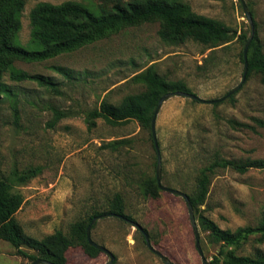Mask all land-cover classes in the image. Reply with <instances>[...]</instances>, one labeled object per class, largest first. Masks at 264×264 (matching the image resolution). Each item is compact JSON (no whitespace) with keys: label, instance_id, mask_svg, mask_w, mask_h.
<instances>
[{"label":"rangeland","instance_id":"rangeland-1","mask_svg":"<svg viewBox=\"0 0 264 264\" xmlns=\"http://www.w3.org/2000/svg\"><path fill=\"white\" fill-rule=\"evenodd\" d=\"M90 0H28L20 15L19 46H31L29 12L38 3L58 5ZM202 16L228 26L236 37L214 51L194 43L169 44L158 36V23L122 28L76 51L43 62L15 61L13 69L48 78L53 85L16 82L9 73L3 83L9 95L0 96V179H9L12 192L22 197L14 218L24 235L41 240L55 231L67 234L70 226L94 211H106L120 194L124 213L146 230L151 246L173 264H202L184 200L162 191L157 199L141 193L139 183L155 176L156 152L151 131L130 121L109 126L91 121L89 113L102 100L118 104L125 96L144 90L133 76L154 66L170 81L185 82L202 100L223 98L242 81L237 36L248 33L243 5L251 13L264 55V0H178ZM219 103H201L172 97L161 105L154 124L161 158V184L192 195L200 169L213 156L243 162L264 160V129L237 128L231 122L254 125L264 121V84L254 72L233 94ZM120 139L128 146L111 150L104 144ZM13 171L28 173L18 181ZM202 215L221 230L255 227L264 220V169L244 174L214 172ZM200 247L208 262L217 252L201 232ZM91 238L109 250L112 264H164L146 246L134 226L116 217L102 218L91 228ZM27 254L35 252L23 248ZM240 256H264V244L252 238L235 251ZM67 264H106L71 247ZM0 240V264H32Z\"/></svg>","mask_w":264,"mask_h":264},{"label":"trees","instance_id":"trees-1","mask_svg":"<svg viewBox=\"0 0 264 264\" xmlns=\"http://www.w3.org/2000/svg\"><path fill=\"white\" fill-rule=\"evenodd\" d=\"M27 1L0 0V96L9 95V90L2 80L7 72L10 79L16 82L30 81L40 86L53 85L42 75H30L13 69L12 64L15 61L43 62L90 45L122 28L158 23V36L162 41L169 44L191 41L212 51L236 37L235 32L224 23L198 15L188 4L178 0H90L88 5L75 1H66L58 5L42 2L29 12L31 46L25 48L16 43V36L21 28L20 15ZM253 26L254 35L247 52L246 78L254 72L261 76L264 84V55L254 22ZM237 39L245 45L248 36L241 34ZM240 61L243 63L242 52ZM131 81L142 84L144 90L125 96L118 104L102 100L99 107L89 113L88 118L91 121L102 119L109 126L134 121L140 128L151 131V119L158 100L163 95L173 92L192 94L185 82L165 79L157 74L154 66H149L136 74ZM228 102H234L233 95L228 98ZM253 122L254 125L231 123L237 128L250 131H255L256 127L264 129V121ZM129 144L130 140L120 139L104 144V147L116 150ZM218 169H230L244 174L251 169H264V160L237 162L218 155L213 156L209 164L200 169L194 194L188 195L194 216L198 214V207L204 204L211 178ZM12 175L18 181H25L29 177L28 173L17 171H13ZM139 187L142 195L148 199H157L161 192L155 176L140 182ZM11 189L9 179H0V240L8 243L17 255L33 262L41 259L52 264H67L68 250L78 246L87 256L91 258L98 256L101 252L88 245L85 234L94 217L111 213L135 222L130 215L124 213L123 199L116 193L109 200L106 211H94L84 219L76 221L70 226L67 234L55 231L37 240L24 235L16 223L14 215L22 205V197L13 193ZM197 224L205 234L206 241L217 247L211 264H264L263 255L252 257L235 254L237 249L252 238L264 244V220L255 227H242L235 231L221 230L202 215L197 217ZM144 232L147 234L146 230ZM23 248L35 252L36 255L27 254Z\"/></svg>","mask_w":264,"mask_h":264},{"label":"water","instance_id":"water-1","mask_svg":"<svg viewBox=\"0 0 264 264\" xmlns=\"http://www.w3.org/2000/svg\"><path fill=\"white\" fill-rule=\"evenodd\" d=\"M243 10H244V15H245V19L247 21L248 24V28H249V36L248 39L244 45L243 51H242V57H243V74H242V81L240 82V84L238 86H236L235 88H233L232 90H230L223 98L218 99V100H211V101H205L200 99L199 97H197L194 94H190V93H184V92H173V93H167L165 95H163L157 103L156 109L153 113L152 119H151V124H150V129H151V136H152V140H153V145H154V150L156 152V170H155V178H156V183L157 186L159 187L160 190L168 192L174 196H178L180 198H182L186 204L187 210H188V214H189V219H190V224L194 233V240H195V248L201 258V262L202 264H211L210 262H208L202 252V249L200 247V235H199V231H198V227H197V222L195 220V216H194V211L193 208L191 206L190 200L188 198V195L185 193H182L181 191L175 190V189H171L168 187H165L161 184V158H160V152H159V148H158V144L156 141V136H155V130H154V124H155V119L157 116V113L161 107V105L163 104V102H165L166 100H168L169 98L172 97H183V98H187V99H191L197 102H201V103H219L222 102L224 100H226L227 98H229L230 96H232L242 85L243 81L246 79V75H247V70H248V63H247V52H248V47L253 39V35H254V26H253V20H252V16L251 13L246 9V7L243 5ZM108 217H116L118 219H121L122 221L130 224L131 226H134L137 230H139L144 238L145 244L147 246V248L153 253L155 254L158 258H160V260L164 263V264H173L168 258H166L165 256H163L161 253H159L158 251H156L150 244V240L148 235L141 229V227L133 222L132 220L127 219L124 216L121 215H115V214H111V213H106V214H102L100 216L94 217L90 224L88 225L87 229H86V240L89 246L99 250L101 253H104L108 256L109 260L106 264H112L113 260H114V256L113 254L107 250L105 247L97 244L96 242H94L91 238V228L93 226V224L98 221L99 219L102 218H108ZM32 264H52L48 261L45 260H41L38 259L35 262H33Z\"/></svg>","mask_w":264,"mask_h":264}]
</instances>
